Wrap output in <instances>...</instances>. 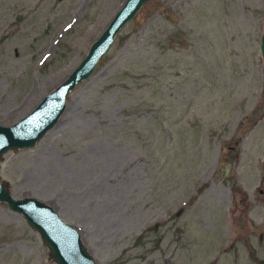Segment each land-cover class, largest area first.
Wrapping results in <instances>:
<instances>
[{
	"label": "rangeland",
	"instance_id": "obj_1",
	"mask_svg": "<svg viewBox=\"0 0 264 264\" xmlns=\"http://www.w3.org/2000/svg\"><path fill=\"white\" fill-rule=\"evenodd\" d=\"M123 0H0V125L77 64ZM264 0H149L0 178L96 264H264ZM227 163L226 175L222 165ZM0 264H55L0 202Z\"/></svg>",
	"mask_w": 264,
	"mask_h": 264
},
{
	"label": "water",
	"instance_id": "obj_2",
	"mask_svg": "<svg viewBox=\"0 0 264 264\" xmlns=\"http://www.w3.org/2000/svg\"><path fill=\"white\" fill-rule=\"evenodd\" d=\"M149 0H123L107 24L87 46L85 53L70 72L23 116L10 125H0V161L7 151L28 149L49 130L64 109L69 93L90 76L104 58L120 30ZM259 55L264 66V23L259 36ZM264 70V67H263ZM227 163L222 165L226 175ZM0 202L17 214L39 236L47 249L48 258L55 264H96L80 240L76 228L60 219L52 207L35 197L15 198L9 184L0 178Z\"/></svg>",
	"mask_w": 264,
	"mask_h": 264
},
{
	"label": "bare ground",
	"instance_id": "obj_3",
	"mask_svg": "<svg viewBox=\"0 0 264 264\" xmlns=\"http://www.w3.org/2000/svg\"><path fill=\"white\" fill-rule=\"evenodd\" d=\"M64 108H65V105H64Z\"/></svg>",
	"mask_w": 264,
	"mask_h": 264
}]
</instances>
